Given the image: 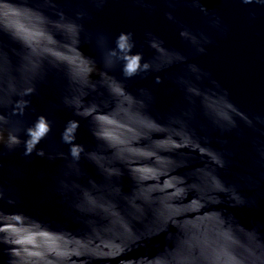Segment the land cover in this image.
Instances as JSON below:
<instances>
[{
  "label": "water",
  "instance_id": "water-1",
  "mask_svg": "<svg viewBox=\"0 0 264 264\" xmlns=\"http://www.w3.org/2000/svg\"><path fill=\"white\" fill-rule=\"evenodd\" d=\"M0 264H264V0H0Z\"/></svg>",
  "mask_w": 264,
  "mask_h": 264
},
{
  "label": "snow or ice",
  "instance_id": "snow-or-ice-1",
  "mask_svg": "<svg viewBox=\"0 0 264 264\" xmlns=\"http://www.w3.org/2000/svg\"><path fill=\"white\" fill-rule=\"evenodd\" d=\"M123 46V44L121 45ZM135 67V61H133L130 65H129V69L131 70L132 68ZM41 130H43V125H41Z\"/></svg>",
  "mask_w": 264,
  "mask_h": 264
}]
</instances>
